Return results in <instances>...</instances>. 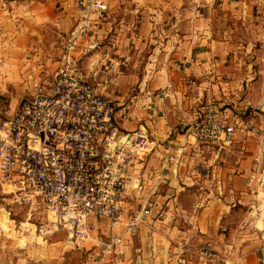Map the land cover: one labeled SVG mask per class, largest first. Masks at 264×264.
Here are the masks:
<instances>
[{
	"label": "crops",
	"instance_id": "1",
	"mask_svg": "<svg viewBox=\"0 0 264 264\" xmlns=\"http://www.w3.org/2000/svg\"><path fill=\"white\" fill-rule=\"evenodd\" d=\"M77 1L0 0V118L13 116L36 86L53 84L68 54L128 114L121 130L144 127L156 142L133 171L142 190L132 189L127 203L134 211L150 201L152 214L101 263L94 240L79 246L57 232L44 241L22 232L15 211L1 204V249H11L15 264H71V255L92 250L91 264H177L172 255L187 245V264H262L264 137L247 154L235 146L236 130L229 147L199 143L191 131L208 106L222 111L221 102L235 100L233 84L262 78L259 61L234 55L231 23L264 33V0H104L106 11L68 51L84 16ZM249 145L246 138L239 147Z\"/></svg>",
	"mask_w": 264,
	"mask_h": 264
},
{
	"label": "built area",
	"instance_id": "2",
	"mask_svg": "<svg viewBox=\"0 0 264 264\" xmlns=\"http://www.w3.org/2000/svg\"><path fill=\"white\" fill-rule=\"evenodd\" d=\"M77 6L84 16L68 51L90 33L91 17L107 9L104 0H78ZM34 91L13 116L0 118V187L9 189L14 206L29 213L17 224L22 232L37 215V223L25 232L44 241L65 232L79 246L94 240L104 261L126 244L124 235L134 238L152 214L150 201L134 211H128L127 203L132 189L142 190L133 171L153 154L156 142L144 127L122 131L128 114L120 113L116 101L103 97L82 77L69 57L53 84L38 85ZM235 130L227 113L211 105L191 136L202 144L228 147ZM98 222L105 224L103 229ZM188 252L182 245L172 256L177 264H187ZM201 254L213 257L209 250ZM260 256L264 264V242Z\"/></svg>",
	"mask_w": 264,
	"mask_h": 264
},
{
	"label": "rangeland",
	"instance_id": "3",
	"mask_svg": "<svg viewBox=\"0 0 264 264\" xmlns=\"http://www.w3.org/2000/svg\"><path fill=\"white\" fill-rule=\"evenodd\" d=\"M261 17L262 18H260L259 20L258 29L261 28L264 29V10ZM231 24L235 29L232 39L235 45L238 47L237 50H234L235 52L234 55L241 58L250 57L251 60L253 58L252 61H256V62L259 61L260 65L256 67L255 71L258 73L260 70H262L259 72V75H262V78L260 79L257 76L255 81L249 84H238V83L233 84L232 95L233 98H235V100L226 103L221 102V104L223 105L222 111L224 112V110L228 108L229 111L227 112V116L229 118V121L233 122L236 125L237 143L235 144V146L237 150L239 151L246 150L244 151L245 153L253 154V150L255 149L257 141L260 138L264 137V132L257 131L256 129L257 126L264 125V77H263L264 67L261 68L262 63L264 62V33L257 32V30L253 31L250 28L248 30H245L244 26L240 25V23L236 24L235 22H232ZM63 56H64L63 59L65 60L68 54ZM75 64L77 71L80 74L81 69L78 66L77 62H75ZM62 67L60 69H62ZM60 69H58L57 72H59ZM216 107H218V105ZM118 110L120 112L119 107ZM248 127H252L254 131L248 132ZM246 138L249 139L250 145L248 146V148L241 149L239 145L243 140H246ZM230 146H233V144H231ZM262 153L264 154V149ZM8 191L9 189L7 187H5V190H3V188L0 187V205L9 203L8 207L15 211L16 218H18V220L20 219V221L25 222L27 217H29L28 216L29 213L12 204L10 199V194ZM160 214L161 213H159L158 216H160ZM33 219L29 220V223L23 226L24 233H27L25 232L27 231V228L25 227L30 228L33 226L29 224L37 223L36 216ZM57 236L59 237L61 236V234ZM55 237L56 236H54L53 238ZM92 251H88V254L86 255L83 254L82 256H80V254L76 250H74V252H77V254L71 255L69 261H71V264H81L82 261L85 264H91V262L94 260V256H91L89 254ZM2 253L4 254L2 255ZM12 253L13 252L11 251V249L6 250V249H1L0 247V264H15L14 259L11 255ZM6 255L7 258H4ZM113 258H114L113 256L109 257L108 263H111L113 261ZM98 260L101 263L105 262V260L101 261L100 257L98 258Z\"/></svg>",
	"mask_w": 264,
	"mask_h": 264
}]
</instances>
